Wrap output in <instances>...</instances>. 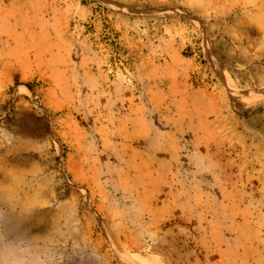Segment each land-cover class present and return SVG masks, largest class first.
Masks as SVG:
<instances>
[{
  "label": "rangeland",
  "instance_id": "1",
  "mask_svg": "<svg viewBox=\"0 0 264 264\" xmlns=\"http://www.w3.org/2000/svg\"><path fill=\"white\" fill-rule=\"evenodd\" d=\"M0 21V264H264V152L224 122L264 131V0H0ZM168 72L186 106L214 104V150L260 162L213 174L193 219L149 211L93 158V108L153 106Z\"/></svg>",
  "mask_w": 264,
  "mask_h": 264
},
{
  "label": "crops",
  "instance_id": "2",
  "mask_svg": "<svg viewBox=\"0 0 264 264\" xmlns=\"http://www.w3.org/2000/svg\"><path fill=\"white\" fill-rule=\"evenodd\" d=\"M149 79L152 87L149 93L156 92L158 96V102L153 106L144 105L142 101L130 104L126 101L128 98L123 101L114 98L108 106V100H103L100 102L105 106L102 107L99 102L97 108H93L97 142L93 158L107 163L110 180L136 192V197L150 207L149 211L158 209L164 210L163 214H170L180 209V217L186 219L189 215L193 219L195 213L190 208L191 199L208 197L207 190L213 174L256 171L260 162L243 166L236 160L237 156L231 155L228 150L213 149V141L226 140L214 136V127L218 122L214 117V104L199 103L193 108L186 106L188 93H178L181 82L178 74H152ZM160 82L163 87L159 86ZM149 113L153 118L149 117ZM233 115L224 122L233 120L232 126L239 137L240 127L244 132L251 133L254 144H258L259 148L252 154L260 156V151L264 152V131L253 126V119L240 120V116ZM219 124L224 125L223 118ZM95 140L92 145H95ZM184 143L191 146L188 155L182 154ZM187 159L190 181L186 187L181 169ZM243 167L248 168L244 170ZM102 171L107 173L105 168ZM194 211H197V206ZM243 215L241 220L255 217L254 214ZM258 248H264V244Z\"/></svg>",
  "mask_w": 264,
  "mask_h": 264
},
{
  "label": "bare ground",
  "instance_id": "3",
  "mask_svg": "<svg viewBox=\"0 0 264 264\" xmlns=\"http://www.w3.org/2000/svg\"><path fill=\"white\" fill-rule=\"evenodd\" d=\"M144 263H146V264H163L160 260H158V259H147V260H145V261H143Z\"/></svg>",
  "mask_w": 264,
  "mask_h": 264
}]
</instances>
